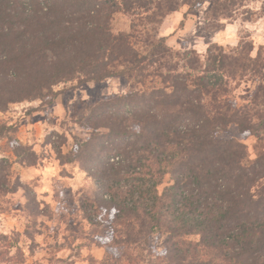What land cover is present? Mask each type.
Here are the masks:
<instances>
[{
  "label": "trees",
  "instance_id": "trees-1",
  "mask_svg": "<svg viewBox=\"0 0 264 264\" xmlns=\"http://www.w3.org/2000/svg\"><path fill=\"white\" fill-rule=\"evenodd\" d=\"M246 2L215 0L207 30L237 20ZM203 3L0 0L1 111L53 105L71 83L128 86L78 111L89 136L62 161L94 181L80 210L92 227H107L91 238L106 250L99 264H264V46L253 56V43L212 44L202 55L174 50L159 33L167 17L184 7L196 15ZM118 15L131 19L127 30L116 29ZM247 81L254 91L239 106L230 93ZM231 125L256 140L254 159L243 143L216 137ZM9 142L22 161L34 155ZM154 236H166L162 252Z\"/></svg>",
  "mask_w": 264,
  "mask_h": 264
},
{
  "label": "rangeland",
  "instance_id": "rangeland-1",
  "mask_svg": "<svg viewBox=\"0 0 264 264\" xmlns=\"http://www.w3.org/2000/svg\"><path fill=\"white\" fill-rule=\"evenodd\" d=\"M214 1L204 0L196 15L188 14L184 7L167 17L159 33L168 46L205 55L212 44L229 50L253 43L256 56L264 46V0H247L237 20L210 32L205 14ZM116 19L117 30L131 25L128 16ZM254 87L251 81L242 83L230 97L243 106L250 102ZM57 90L61 94L53 105L24 102L0 110V264H99L106 253L91 238L99 240L107 227H92L80 210V202L88 199L95 187L94 181L78 164L62 161L76 140L89 136L75 120L78 111L87 103L125 94L128 86L124 79L112 78L102 83H71ZM11 136L32 148L31 159L22 161L14 155ZM216 137L239 141L247 147L249 159L256 157V140L242 137L237 126L221 130ZM17 235L20 241L13 239L12 248L10 243ZM165 242L166 236H154L150 245L162 252Z\"/></svg>",
  "mask_w": 264,
  "mask_h": 264
},
{
  "label": "crops",
  "instance_id": "crops-1",
  "mask_svg": "<svg viewBox=\"0 0 264 264\" xmlns=\"http://www.w3.org/2000/svg\"><path fill=\"white\" fill-rule=\"evenodd\" d=\"M176 15H174V17H175ZM190 16V15H189Z\"/></svg>",
  "mask_w": 264,
  "mask_h": 264
}]
</instances>
